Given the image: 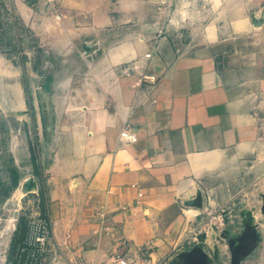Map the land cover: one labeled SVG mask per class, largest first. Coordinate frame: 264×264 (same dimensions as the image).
Masks as SVG:
<instances>
[{
	"label": "crops",
	"instance_id": "obj_1",
	"mask_svg": "<svg viewBox=\"0 0 264 264\" xmlns=\"http://www.w3.org/2000/svg\"><path fill=\"white\" fill-rule=\"evenodd\" d=\"M55 2L53 240L74 263L170 264L264 183V0Z\"/></svg>",
	"mask_w": 264,
	"mask_h": 264
},
{
	"label": "rangeland",
	"instance_id": "obj_2",
	"mask_svg": "<svg viewBox=\"0 0 264 264\" xmlns=\"http://www.w3.org/2000/svg\"><path fill=\"white\" fill-rule=\"evenodd\" d=\"M55 1L0 0V59L12 75L6 83H20L28 106L27 117L12 113L0 92V233L9 236L0 264H76L55 244L48 218L60 117L46 112L44 93L60 63L44 21L52 20ZM27 180L35 192L23 191ZM201 218V238L177 245L170 264H264V183Z\"/></svg>",
	"mask_w": 264,
	"mask_h": 264
},
{
	"label": "bare ground",
	"instance_id": "obj_3",
	"mask_svg": "<svg viewBox=\"0 0 264 264\" xmlns=\"http://www.w3.org/2000/svg\"><path fill=\"white\" fill-rule=\"evenodd\" d=\"M9 70L0 59V92H3L9 100V110L12 113L19 114L21 117H27V101L24 98L23 89L18 81L6 83V77H11ZM0 106L5 108L4 102L0 99ZM18 144L15 143L14 151H18ZM24 183V182H23ZM37 185L34 180H27L24 183V192H35ZM22 191V192H23ZM23 195V194H22ZM8 233H0V254L8 244ZM194 262V261H193Z\"/></svg>",
	"mask_w": 264,
	"mask_h": 264
},
{
	"label": "built area",
	"instance_id": "obj_4",
	"mask_svg": "<svg viewBox=\"0 0 264 264\" xmlns=\"http://www.w3.org/2000/svg\"><path fill=\"white\" fill-rule=\"evenodd\" d=\"M150 57L151 54H148ZM121 138L124 140L125 143H133L137 140L136 134L131 130L129 126L125 127L121 133H120ZM122 263L125 264V261L122 260ZM76 264H87L84 262H78Z\"/></svg>",
	"mask_w": 264,
	"mask_h": 264
}]
</instances>
